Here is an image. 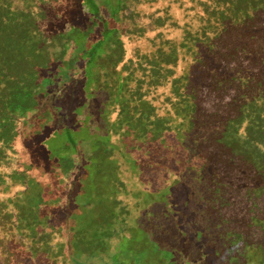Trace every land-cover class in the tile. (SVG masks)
Listing matches in <instances>:
<instances>
[{"label": "trees", "instance_id": "1", "mask_svg": "<svg viewBox=\"0 0 264 264\" xmlns=\"http://www.w3.org/2000/svg\"><path fill=\"white\" fill-rule=\"evenodd\" d=\"M44 1L0 0V192L14 191L11 199L0 198V258L47 263L49 235L37 229L51 216L44 209L83 199L100 223L88 227L75 218L73 238L88 253L120 238L115 258L122 262L134 246L124 242L149 232L172 253L169 264H264V0H121L134 4L129 37L155 31V43L146 48L155 49H139L134 58L121 35L128 24L93 32L92 16L85 27L70 22L50 28L59 18ZM97 7L95 0L82 3L88 13ZM177 10L187 17L178 18ZM70 41L89 49L87 73L106 56L102 77L94 78L104 114L93 128L112 126L103 133L110 141L95 146L107 158L97 156L88 169L64 128V148L55 152L50 134L35 150L23 147L4 171L20 120L48 85L49 92L55 86ZM83 106L77 113L82 125ZM66 148L69 160L61 154ZM150 174L155 189L149 195L157 199L145 193ZM179 215L184 231L176 229ZM27 231L33 244L21 239ZM189 231L191 238L207 237L212 262L186 244ZM143 251L148 248L133 249L132 256Z\"/></svg>", "mask_w": 264, "mask_h": 264}, {"label": "flooded vegetation", "instance_id": "2", "mask_svg": "<svg viewBox=\"0 0 264 264\" xmlns=\"http://www.w3.org/2000/svg\"><path fill=\"white\" fill-rule=\"evenodd\" d=\"M124 1V0H123ZM121 0H95L97 3V9L95 13H88L82 8V4L79 6V12L80 15L78 17L71 19V20H59V26H63L65 23H74L81 27H85V24H90L92 22V16H97V19L93 21L94 23V29L93 32H99L103 29V26L107 25L109 27H116L122 25V23L128 24L127 27H124L121 29V35L123 39V45L124 49L128 53H132L130 57L135 56V53L137 50H153L155 49V44L152 49H146L147 46L149 47L150 44L155 43L156 38L154 40L153 36H155V31L152 29H143L141 30V33L138 35L131 34L128 32V29L131 28V22L134 23V18H129L130 13L134 9V4L130 3L129 1L123 2ZM84 3V2H82ZM170 3V1H169ZM139 6V5H138ZM146 9V8H145ZM134 12H136L134 10ZM182 17V20L187 17L186 14H184ZM143 25V24H142ZM93 34H89L88 40L91 39ZM125 40V41H124ZM68 47L65 49V52L72 53L74 49L76 48V45L70 41V43H67ZM104 47V46H103ZM102 52V51H101ZM106 52V51H105ZM105 54L99 55L96 59L98 61L96 65L92 67L94 72L89 71L88 73L84 71V59L81 62H78L75 66V68L72 70L74 75L71 76L69 82H76V95L74 99L72 100V105L69 108H65V111H63V106L60 105H52V101L55 100V98L58 96L56 93H54L53 88L54 85L59 82H55L53 85L54 87L49 92L50 86L48 84L47 88H45L44 94H42L41 100L38 104V106L27 113V115L20 120L21 126L18 125V135L23 136L25 139H32L27 144H24L23 147H28L29 145H33V150L36 149V147L40 146L44 139L48 135H55L58 131L61 132L64 128L69 129V134L73 138V141L76 143V150H79V157L82 160H86V157H84V154L89 149H92V146L90 145V140L93 136L96 138L102 137L104 138L105 132H103V129L100 126H96V129L93 128V125H97L98 122L103 117V111L100 109V103H101V97L102 93L98 92V90L94 89L95 83L94 78L96 76L102 77L104 67L106 66V60H105ZM71 60L72 57H71ZM56 75V74H55ZM58 84V83H57ZM56 84V86H57ZM93 84V86H92ZM92 88L94 90H92ZM91 89V91H90ZM89 95V96H88ZM88 98L87 101L85 99ZM57 99V98H56ZM85 102V106L82 107V112L84 114V118L86 120L85 124H80L78 120V109H80L79 105ZM103 113V114H101ZM57 119L56 124H52V122ZM114 119H111L113 121ZM24 124V126L22 125ZM88 131V134L84 130ZM31 131V134L29 135L28 132ZM17 135V136H18ZM61 137V136H60ZM17 138V137H16ZM101 139V141H102ZM17 141V140H16ZM42 141V143H40ZM99 141L98 143H100ZM18 144V142L15 143L13 146L14 150L8 151V159L7 164L4 165V171L7 167L11 169V166L13 165V161L15 160V157L18 154L17 149H15V146ZM97 144V143H96ZM94 145V147L96 146ZM15 151L17 154H15ZM14 153V154H13ZM77 154V153H76ZM76 154L74 155V158L77 160ZM13 155H15L13 157ZM153 175H147L145 177V193L148 194V196L151 197V199H157L158 195L153 194L152 196L149 195L152 193L155 189V184L153 182ZM14 191L3 193L0 192V198L5 199H11L13 198L12 195ZM159 194V193H158ZM56 195V193L54 194ZM50 197V196H48ZM23 200H26L23 194H20V200L21 202H24ZM169 201V199H168ZM70 202L72 205L70 206ZM171 204H175L171 200L169 201ZM51 205V203H49ZM68 204V205H67ZM25 206V204H22ZM64 206H70L61 208L60 205L57 207H46L44 209V213L47 214V219L43 218L41 225L37 228L38 232L40 234H44L46 236L49 235L51 248L47 251V256H49V260L54 258L55 264H122L123 262L125 264H167L165 262L158 261V257L156 258H150L149 257V251L141 252L138 254V258H134L133 255V249L136 253L139 248L141 249V246H133V248L128 252V255L125 259L123 256H121L122 262L116 261V254L118 251L119 245L122 243L120 238H113L109 240V243L107 248L102 249L104 246L99 248L98 250H95L93 252L88 253L87 248L84 247V245L80 241H76V239L73 238L74 230L73 226L75 224V219L72 218V214L75 213V202L70 200L68 203H64ZM62 209V210H61ZM59 216H57V212ZM140 212L143 214L144 209L141 208ZM13 214H11V220L15 221V211H12ZM178 213L173 214V216H176ZM14 218V219H13ZM179 231V224H177V228ZM93 229H90L88 232H92ZM190 230H193L190 229ZM23 232V230H22ZM88 234L87 232H85ZM185 236V233H183ZM21 239L24 243L27 245L33 244L35 241L34 235L31 231H27L24 233V236L21 235ZM205 239L207 237L205 236ZM200 240V238H191L186 240V244H190L193 248L195 246L198 248L200 254L202 257H204V260L206 259V254L204 251V245H197V242ZM106 244V245H107ZM140 252V251H139ZM133 257V258H132ZM137 259V260H136ZM46 261L47 263L40 262L39 264H51L50 262ZM209 262V261H207ZM24 263V262H23ZM0 264H8V260H4L3 256L2 259L0 258ZM34 264V262L30 263Z\"/></svg>", "mask_w": 264, "mask_h": 264}, {"label": "rangeland", "instance_id": "3", "mask_svg": "<svg viewBox=\"0 0 264 264\" xmlns=\"http://www.w3.org/2000/svg\"><path fill=\"white\" fill-rule=\"evenodd\" d=\"M93 0H45L43 3L45 4V7L47 9H50L48 10L49 12H52L54 11L57 15H58V20L50 23L48 26L51 28V26L53 25H58L59 24V20L60 19H63V20H71V19H74L76 17H78V15H80V12H79V6L82 4V2H85V5L87 4H90L92 3ZM94 9L91 8L90 11L95 13V11H93ZM175 14L178 18H181V16H183V14L180 12V11H175ZM48 27V28H49ZM71 32H75V29H72ZM81 32H79L78 34H80ZM77 44V43H76ZM89 49L85 48V47H82L81 44H77L76 45V48L74 49V51L72 53H64L63 55V58H64V61H63V64L62 66L58 69L59 72H58V78H56L55 81L57 80H67L69 81L71 76L72 75H69L70 74H73L72 70L75 68L76 64L78 62H81L84 58H86L87 56H89ZM72 57V63H69L68 60H70ZM66 82H62L60 83L58 86H56L55 84V87H54V93H56L58 96L55 98V100L52 101V105H60V106H63V111H65V108H69L71 107L72 105V100L74 99L76 93V85L77 83L74 81V82H69L68 84H66ZM111 119H114V117L112 116ZM57 123V119H55L52 124H56ZM24 126V124H22ZM20 126H21V122H20ZM102 129H103V132H107L110 130V128L112 127L111 125H109L107 122H106V125H101ZM96 129V128H95ZM86 132V134H88V131L87 129L84 130ZM61 136V137H60ZM61 138V139H59ZM68 136L67 134L63 131L61 132H57L55 135H53V140H57V143H56V146H55V152H57V148L59 147H63V143L67 140ZM107 138V135H104V138L102 139V137L100 138H96L95 136H93L90 140V145L92 146V154L88 155V154H84V157H86V160H88L87 162V167L88 169L91 168V164L89 163L94 161L95 158H97L98 156V160L100 158H107V156L104 154V151L103 150H100V149H95L94 145L97 143L98 145L103 143L104 142H107V141H110V138L106 139ZM66 139V140H65ZM102 139V141H101ZM30 140L32 139H25L24 138V135L23 136H20L19 140H18V144L15 146V149H17V151L19 152L21 149H22V146L24 144H27ZM50 140V139H49ZM68 141V140H67ZM99 141H101L100 143H98ZM66 153H64V150L63 152L61 153L63 156H68V160H69V155L72 153L71 150H68V148H66ZM14 154V153H13ZM15 154H17V152L15 151ZM15 155H13L14 157ZM100 163H103V164H106L104 161H101ZM89 164V165H88ZM99 166V163L96 164V167ZM105 169H106V172L109 173L110 171V168L108 166H105ZM90 193V192H89ZM88 193V196L89 195ZM88 202L83 199H78L76 200L75 204H76V208H75V213L72 214V218L75 219L77 216L78 218H80V220H83L82 222H86V225L88 227H93L95 224L96 226L100 227V223L97 222L95 223L94 219H91L90 216H89V213H91L89 211V205L87 204ZM72 205V203L70 202V206ZM96 208V207H95ZM57 212V216H59L58 214V210H56ZM178 215V214H177ZM176 215V216H177ZM184 219H182V217L179 215L177 217V222L179 223V229L184 231V228L185 226L183 225L184 222H183ZM194 228V224H192V226L190 227V229ZM189 235V238L191 239V237L194 235V231H189L188 233ZM184 240V238L182 239ZM160 242V240H159ZM206 242H207V239H205V236L202 235L200 236V240L197 242V245L201 246V245H204V251L208 253V256H207V261L209 262H212L213 259H214V256H211V251H212V247L210 246H207L206 245ZM124 244H128L129 246H143L145 248H149L150 251H149V257L152 259V258H156L158 257V261H161V262H165L167 264L168 263V260H171L172 257V253H170V255L168 254V249L166 248H163L160 246V244L156 241V240H153L151 238V234L149 232H147L146 236L144 239H137V238H134L133 236L131 237V239L129 240H126V242H124ZM98 247V245H97ZM132 249V248H131ZM130 249V250H131ZM166 250V251H165Z\"/></svg>", "mask_w": 264, "mask_h": 264}]
</instances>
